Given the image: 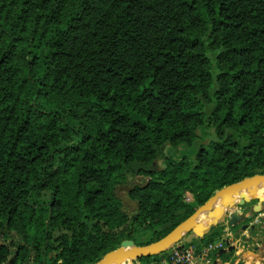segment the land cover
<instances>
[{"label": "trees", "instance_id": "trees-1", "mask_svg": "<svg viewBox=\"0 0 264 264\" xmlns=\"http://www.w3.org/2000/svg\"><path fill=\"white\" fill-rule=\"evenodd\" d=\"M263 171L264 0H0V264H91Z\"/></svg>", "mask_w": 264, "mask_h": 264}, {"label": "water", "instance_id": "water-1", "mask_svg": "<svg viewBox=\"0 0 264 264\" xmlns=\"http://www.w3.org/2000/svg\"><path fill=\"white\" fill-rule=\"evenodd\" d=\"M264 186V171L261 173H254L249 176H243L241 179L223 185L216 189L210 196H208L201 204L197 205L195 209L186 217L177 222L170 230L164 233L159 238L150 241L142 245H136L131 241H123L116 247L106 251L99 256L91 264H121L126 260L132 259L142 255L157 254L170 245L178 242L182 235L191 230L197 235L201 236L205 233L212 222L222 218L225 209L235 202L238 205H242L245 202H250V212L246 214H240L234 211L228 215L225 220L227 225H234L238 221L243 219H249L251 214L258 213L264 207V190L261 189ZM239 192L235 195L234 191ZM261 189V190H260ZM122 199H126V196H121ZM214 199L218 200L217 205H214L209 212L205 214V224L195 220L196 215L200 209H208L210 202ZM220 201V202H219ZM242 215V216H241ZM264 218V213L262 215ZM247 226V223L241 224V228ZM65 229L61 231H54L55 235L60 232H65ZM228 247H232L229 245ZM233 248V247H232ZM234 256L231 255L230 261H233Z\"/></svg>", "mask_w": 264, "mask_h": 264}, {"label": "crops", "instance_id": "crops-1", "mask_svg": "<svg viewBox=\"0 0 264 264\" xmlns=\"http://www.w3.org/2000/svg\"><path fill=\"white\" fill-rule=\"evenodd\" d=\"M217 204L219 203L217 202L208 209H205V214ZM234 211L240 214L249 213L250 202L247 201L242 205L233 202L225 209L222 218L212 222V224H222L219 234L222 233L225 242H227V246L231 245L233 247L232 255L234 256L233 261H230V258L227 261H223V257L217 254L218 258L213 259V264H264V218L262 217L264 207H262L260 212L251 214L249 219H243L242 217V219L234 225H227L225 220L228 215ZM243 223H247V226L241 228V224ZM121 264L150 263H140L134 258L131 261L126 260Z\"/></svg>", "mask_w": 264, "mask_h": 264}, {"label": "built area", "instance_id": "built-area-1", "mask_svg": "<svg viewBox=\"0 0 264 264\" xmlns=\"http://www.w3.org/2000/svg\"><path fill=\"white\" fill-rule=\"evenodd\" d=\"M228 246L222 233L205 243H174L158 256V262L161 264H213V259L218 258V252Z\"/></svg>", "mask_w": 264, "mask_h": 264}, {"label": "rangeland", "instance_id": "rangeland-1", "mask_svg": "<svg viewBox=\"0 0 264 264\" xmlns=\"http://www.w3.org/2000/svg\"><path fill=\"white\" fill-rule=\"evenodd\" d=\"M210 56H213V54L209 53ZM211 108V103L209 102H204V112L206 114H208L209 110ZM206 134L204 135V138L205 140H207L208 138L212 137L213 136V133H212V129L210 127H207L206 130H205ZM197 133H200L199 130H197ZM198 138L196 140H194V143L184 149V148H181L180 146H178L177 148H173L169 145H165L164 148L162 149V151L166 154H170L172 157H175L177 158L179 155L181 154H186L189 156V158H192L193 156V152H194V149L196 147V142H197ZM154 166L156 167H160L163 165V160L161 157H158L156 161H154ZM126 188L122 187V188H118L117 189V193L121 196H126ZM201 224H205V221L201 222ZM219 224V223H218ZM201 237L202 236H199L197 235L196 233L192 232L191 230H188L186 231L182 237L178 240V242H176V244H187V243H194L195 240L197 239H200L201 240ZM141 238H144V236H142ZM14 264H22V263H19L18 261H15Z\"/></svg>", "mask_w": 264, "mask_h": 264}, {"label": "bare ground", "instance_id": "bare-ground-1", "mask_svg": "<svg viewBox=\"0 0 264 264\" xmlns=\"http://www.w3.org/2000/svg\"><path fill=\"white\" fill-rule=\"evenodd\" d=\"M261 189H263L264 190V186L261 188ZM239 192V189L238 190H235L234 191V193H235V195L237 194ZM218 202V200L217 199H214V200H212L211 202H210V204L211 205H213V204H216ZM220 202V201H219ZM205 209H200L199 210V212H198V214L196 215V217H195V220H197L198 222H200L201 223V221L203 220V218H204V216H205V211H204ZM205 221V220H204ZM203 222V221H202Z\"/></svg>", "mask_w": 264, "mask_h": 264}]
</instances>
